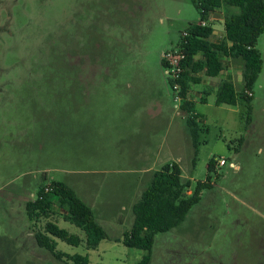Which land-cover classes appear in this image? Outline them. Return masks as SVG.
I'll return each mask as SVG.
<instances>
[{"label": "rangeland", "instance_id": "374dc122", "mask_svg": "<svg viewBox=\"0 0 264 264\" xmlns=\"http://www.w3.org/2000/svg\"><path fill=\"white\" fill-rule=\"evenodd\" d=\"M225 11L208 18L213 41ZM189 22H199L190 0H0V264H69L37 244L44 220L24 213L52 180L72 187L107 235L87 248L53 206L49 219L82 239L55 238L56 249L88 264H137L146 251L115 238L153 171L176 162L189 193L211 159L210 186L179 225L154 234L148 264H264V31L249 102L214 103L220 78L242 89V63L227 57L189 89L203 129L193 158L161 63Z\"/></svg>", "mask_w": 264, "mask_h": 264}, {"label": "trees", "instance_id": "16d2710c", "mask_svg": "<svg viewBox=\"0 0 264 264\" xmlns=\"http://www.w3.org/2000/svg\"><path fill=\"white\" fill-rule=\"evenodd\" d=\"M199 14V22H189L180 34L173 50L180 51L181 70L176 78H169L170 85L176 83L180 98L187 134L193 148V158L199 144V114L195 102L187 93L193 84L201 81V73L217 76L224 69L223 58L238 60L242 63V89L237 92L232 80L220 78L215 88V104L234 105L241 98L249 102L251 89L261 69L260 54L255 48L259 35L264 31V0H190ZM224 7L223 37L213 41V24L208 21L212 12ZM206 21L201 24L200 21ZM166 67V62L161 58ZM249 92V93H248ZM204 101V98H202ZM214 159L207 163L205 180L195 183L188 193L190 180L181 174L176 162L166 163L154 170L148 185L132 203L133 214L130 229L115 240L128 247L145 250L137 264H148L153 237L156 232L167 231L184 219L190 207L199 199L201 189L210 186V172ZM61 209L63 218L84 233L87 248H95L105 238L106 232L95 219L91 208L63 181L52 180L50 184L39 185L35 196L24 203V213L30 220H44L33 233L39 246L46 248L55 259L69 264H88L87 255L67 254L55 248V238L77 245L82 240L78 234L70 233L49 219L54 210Z\"/></svg>", "mask_w": 264, "mask_h": 264}, {"label": "built area", "instance_id": "2783aa9c", "mask_svg": "<svg viewBox=\"0 0 264 264\" xmlns=\"http://www.w3.org/2000/svg\"><path fill=\"white\" fill-rule=\"evenodd\" d=\"M206 21L202 20L200 21L201 24H204ZM184 33V32H183ZM163 59L166 62L165 72L169 74L171 78H176L178 73L181 70L180 67V59L183 57V54L180 51L177 50H168L162 53ZM173 88H177L178 86L176 83L173 84ZM179 97V96H178ZM215 161L218 165H223L225 163L224 157H219L218 159L215 158ZM233 165V163L231 162Z\"/></svg>", "mask_w": 264, "mask_h": 264}]
</instances>
